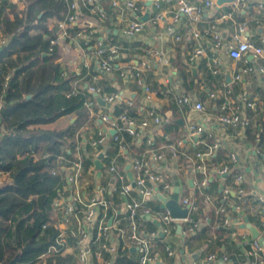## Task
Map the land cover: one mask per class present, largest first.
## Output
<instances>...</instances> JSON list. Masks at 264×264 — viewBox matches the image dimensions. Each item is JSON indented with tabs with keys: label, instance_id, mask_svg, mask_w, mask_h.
I'll list each match as a JSON object with an SVG mask.
<instances>
[{
	"label": "crops",
	"instance_id": "obj_1",
	"mask_svg": "<svg viewBox=\"0 0 264 264\" xmlns=\"http://www.w3.org/2000/svg\"><path fill=\"white\" fill-rule=\"evenodd\" d=\"M9 1L17 4L20 9L25 6L22 0ZM69 1H77L80 4L82 17L94 20L96 36H109L111 42L120 44L121 51L115 62V69L104 72L100 67V58L96 55L95 40L92 38L86 43L84 40L73 39L71 35L66 38V45L59 46L61 56L58 61L67 71H76L80 75L74 81V85H78L80 81L86 79L85 87L91 84L95 85L100 89L99 94L102 97L116 90L123 94L125 104L140 105L141 109L136 114L132 116H128L126 113L122 114L135 120L139 126V134L133 138L138 137L139 142L145 140L146 145L139 147L138 145L133 146V142L126 144L124 137L118 134L120 115L114 117V110L110 108V104L102 105L94 95V108L92 110L88 108V120L78 130L74 159L69 161L68 167H63L67 171L68 180L64 186L66 194L64 192L63 196L74 204L75 212L65 214L62 210L52 208L48 212V222L59 225L64 238L68 237L69 232L77 234L76 231H78L86 208H88L87 204L94 197L102 198L107 201V208H101L100 212L107 213V221L112 226L115 244L119 247V251L131 248L132 252L127 253L128 257L136 258L138 250L133 245L129 246L128 241L121 236L119 231V228H125L123 226L125 222L128 223L123 211L126 200L130 198L120 193L123 181L119 177V173L124 174L127 180L133 179L135 170L132 166V159L156 152L162 153L163 157L153 162V170L168 176L173 182V190L176 181L180 182V194L190 196L191 201L198 205V209L192 212V217L195 212L200 210L201 220L204 221L207 218L210 221L209 213L211 211L217 213V200L220 198L225 202V205L234 202L241 206L231 214L232 225L228 227V232L221 233L216 228L221 225L222 221L219 219L215 227L207 229L204 225L198 235L188 238L181 234L178 227L176 234H168L163 230L161 216L168 208L158 197V193L162 192L170 196L173 191L171 193L164 191L161 183L154 184L158 192L155 198L143 199L140 193L134 191L133 197L144 200V203L152 209V213H140L138 221L149 235L155 232L153 235L154 248L155 237L158 233L161 236L166 235V241L172 242L173 248L179 250L175 256L165 254L162 264H189L191 258H202L212 251L226 253L230 259L231 256H234V259H231L228 264H251L264 257V251L252 255L247 253L250 249L248 242L253 239L250 230L243 227L245 218L249 217V221L256 225L260 229L261 235L264 236V216L259 211L260 209L264 210V204L258 200L259 196H264V73L246 70L249 65L255 67L264 65V59L256 57L253 53H248L246 58L235 59L227 51V45L236 31L237 23L244 19L249 20L247 29L243 33L244 37L262 43L264 11L258 9L257 4L264 0H247V5L239 9L234 7L235 3L229 2L221 6L218 5L219 7L214 11L205 12L204 20L208 24L218 18L221 10H233L232 19L220 21L225 44L219 51L220 68L217 73L213 69V50L211 42L208 41L209 38H203L200 41L193 38L189 31L192 27L187 23L186 17H183L175 26V31L182 36V41H176L173 38L174 35L168 33L169 22L166 20L173 14L177 6L175 0H163L160 6L147 0L145 2L146 9L137 16L124 5L123 0L117 7L110 0H97L94 5L87 4L86 0H67L68 5ZM96 4L106 10L107 17L105 19L99 16L95 9ZM5 6V11L13 18L14 12L11 6L7 4ZM108 7H110V11L107 10ZM147 12L148 15H146ZM156 14H163L166 20L154 23L152 19ZM256 16L260 17V23L255 20ZM64 17L61 20L54 19L51 25L60 23ZM133 18L145 21L146 29L140 37L127 39L123 35V28ZM77 25L75 23V26ZM2 37H4V33L0 29V38ZM199 43H204L207 51L198 61L190 63L189 56ZM149 49L153 51L150 57L154 64L144 73L145 81L151 89V97L146 99L147 93L144 86L136 80L126 81L121 77L120 72L127 66L140 65L143 55L147 54ZM156 49L162 51L165 60L158 59L154 54ZM238 74L241 75L240 80L236 79ZM228 76L231 80H228ZM227 87L232 89L230 99L235 100L237 104H242L247 100L256 102L255 109H246L251 120L250 125L223 124L218 120V115L221 112L220 102L226 97L225 89ZM211 92H217L218 98H211ZM128 93H131L133 98L128 97ZM182 93L191 95L195 100L198 98L204 100L206 109L198 112L193 110L190 105H179L176 96ZM149 108L155 109L163 117L164 121L161 124L156 123L148 116ZM105 113H108L113 121L118 120V125L111 127V123L104 121L102 116ZM94 116L97 117V120L92 124L90 119ZM77 118L78 116H73L71 122H75ZM145 118L149 119V125L142 127L141 122ZM192 121L204 126L205 131L200 134H192L188 128ZM111 129L117 130L116 135L119 139H114L113 135L115 134L110 132ZM100 131L107 132L109 138L108 142L99 148L93 146L92 143ZM116 142L117 152H109L111 145ZM121 145H124L123 150L120 148ZM104 151H107L109 157H102L104 166L98 168L95 165V159ZM233 151L238 154L237 162L231 159ZM198 152L203 153V159L200 162L205 165L206 174L195 169L196 163L199 162L196 156ZM86 160H89L88 164ZM111 160L116 161L119 166L118 171L111 172L108 169ZM76 161H81L83 168L78 180L71 181L69 177L75 172L74 163ZM225 166H228L229 170L220 173V169ZM238 172L245 175V193L241 197L237 192L238 184L235 178ZM204 176L208 177L209 182L205 187L206 191L200 192L199 189L203 187L196 184V181ZM227 190L229 193L226 192ZM201 198V204L203 200L205 202L202 206L198 203ZM111 218L113 221L110 224ZM183 224L186 226L187 223ZM98 247L97 241H94L90 248L95 253ZM66 251L73 253L75 259L78 258L77 244L68 246ZM106 257H109L108 253H105L102 258L95 255V261L102 263Z\"/></svg>",
	"mask_w": 264,
	"mask_h": 264
},
{
	"label": "trees",
	"instance_id": "obj_2",
	"mask_svg": "<svg viewBox=\"0 0 264 264\" xmlns=\"http://www.w3.org/2000/svg\"><path fill=\"white\" fill-rule=\"evenodd\" d=\"M0 1V29L8 40L0 49V176H5L0 184V264L8 263L18 253L19 264H75L77 259L66 248L77 244L78 232H69L64 238L59 225L48 222L54 199L65 192L68 180L63 167L74 159L78 130L88 120L89 112L81 91L67 95L80 75L62 67L58 61L59 47L50 42L60 28V23L51 25L52 21L61 20L69 5L67 0H22L25 6L20 9L9 0ZM5 4L11 6L13 18L5 11ZM78 29L74 26L70 31L74 34ZM8 75L9 83L5 86ZM85 85L86 79L78 84L84 90ZM140 109V105L122 101L113 108V116H132ZM73 116H78L75 122H71ZM96 120L94 116L90 122ZM127 126L125 120H120L118 134L125 143L145 146L146 141L134 139ZM117 150L116 142L109 152ZM201 202L202 198L198 203L205 204L204 200ZM222 206L227 207L230 215L237 210L236 203L225 205L220 198L217 207ZM200 213L198 210L193 217L200 218ZM209 214L210 221L202 220L207 229L215 227L220 219L221 225L216 228L221 233L228 232L223 223L225 212ZM123 226L128 228L129 223ZM165 236L157 233L156 251L164 253L172 245ZM128 252H132L129 247L119 251L115 264H136V258L128 257Z\"/></svg>",
	"mask_w": 264,
	"mask_h": 264
},
{
	"label": "built area",
	"instance_id": "obj_3",
	"mask_svg": "<svg viewBox=\"0 0 264 264\" xmlns=\"http://www.w3.org/2000/svg\"><path fill=\"white\" fill-rule=\"evenodd\" d=\"M114 6H119L122 0H110ZM147 0H123L124 5L130 9L135 15H139L143 13L146 9L145 2ZM155 5L160 6L163 0H150ZM172 1V0H167ZM177 2V6L174 9L173 14L166 20V17L163 14H156L152 19L154 23L159 22L161 20H166L169 22L167 30L168 33L174 35L173 38L176 41H182V36L176 33V23L179 22L183 17H186L187 23L191 25L192 29L189 30L190 34L193 38L197 40H202L203 38H209L208 41L212 44V64L214 65L215 73L219 72L220 61H219V51L224 46V39L222 37V28L220 21H225L233 18V10L231 11H223L219 12L218 18L210 21V23L206 24L204 20L205 12H211L217 9L218 3L217 0H175ZM87 4L94 5L97 3V0H86ZM234 7L239 9L240 7H245L247 5V0H235L233 1ZM257 8L264 11V2H260L257 4ZM99 16L103 19L107 17L106 10L96 4L95 7ZM82 8L77 1H69L68 11L65 14L64 19L60 22L59 34L58 36L52 38L50 40L52 46H60L66 45V38L68 36H73L72 38L80 41L84 40L88 43L92 38L95 40L96 47V55L100 58V67L104 72H110L113 70L115 62L117 61V57L120 54L121 46L118 43H113L110 40V37L107 35H102L100 37L96 36V29L94 20L86 19L82 17ZM217 20V21H216ZM255 20L260 23V17L256 16ZM212 22V23H211ZM77 23L79 29L72 34L70 31L71 27L75 26ZM249 24L248 19H244L241 22L237 23L236 31L234 32L231 41L227 45V51L229 55L235 59L246 58L248 53H253L256 57H260L264 59V38L262 39V43H257L253 41L251 38L244 37L243 33L247 29ZM146 29V22L140 20L138 18H133L129 21V23L123 28V35L125 38H138ZM7 38H0V49L2 46L7 43ZM207 51V47L204 43H199L192 51L189 56V62L194 63L200 59V57ZM150 54H153L151 49L148 50L147 54L143 55L140 65L138 66H127L122 69L120 72L121 77L125 78L126 81L136 80L140 85L144 86L146 91V99H149L151 89L150 86L146 83L144 78V73L147 69H150L154 61L151 59ZM154 54L158 57L159 60H165L164 55L160 49H156ZM247 71H258L260 73H264V65L261 66H252L249 65L246 68ZM10 79V75L6 77L5 86L8 85ZM237 80L241 79V75L238 74L236 76ZM82 92L85 95V105L90 110L94 108L95 100L94 93L100 92V89L95 85L91 84L86 87L84 90L78 85H74L72 90L67 93L70 96L74 92ZM226 97L220 102L221 112L218 115V120L223 124H233L238 125L242 124L244 126H248L251 124V120L249 114L246 109H255L256 102L253 100H247L242 104H237L235 100H231L230 97L232 95V89L227 87L225 89ZM219 94L217 92H211V98H218ZM107 103L110 104V108L113 109L116 104L124 101L123 94L119 91L111 92L104 96ZM176 101L179 105H190L195 111H203L206 109V105L204 100L202 99H193L191 95L182 93L176 96ZM3 106V100L0 101V110ZM148 116H150L156 123L161 124L164 119L161 115H159L155 109L149 108L147 111ZM102 119L108 123H111V127H115L118 125V120L113 121L112 117L105 113L102 116ZM119 120H125L127 123L128 131L133 135L139 134V126L135 123V120L129 118L126 114H121L118 118ZM2 117L0 114V125H1ZM149 119L145 118L141 122V126H148ZM188 128L192 134H200L205 131V127L196 122H190ZM1 130V128H0ZM1 133V131H0ZM114 139H119L118 135H113ZM109 136L107 132L100 131L98 137L93 141V146L101 147L104 146L108 142ZM217 145V144H214ZM121 150L124 149V145L120 146ZM103 150L101 149V152ZM199 162L196 163L195 169L199 171H203L206 174L205 165L201 159H203V153L198 152L196 154ZM264 156V152H263ZM103 157H109L107 151H104ZM162 153H148L140 157H135L132 159V166L135 170V175L133 179L127 180L125 175L119 173V177L123 181V185L120 189V193L125 197H130L125 202L124 207V217L128 220L129 226L128 228H119L120 234L123 238H125L129 246L133 245L138 250V254L136 257V264H159V262L163 261V257L165 254L169 256H175L179 253V250L174 249L172 246H167L165 248V252L156 251L154 248L153 235L148 234L146 229L143 228L139 221L138 217L140 213H152V209L150 206L144 203V200L137 199L133 197V192L136 191L143 196V199L150 197H157V189L155 188V183H161L163 186V190L166 192L173 191V182L163 173L155 172L153 170L152 164L154 161L162 159ZM231 159L234 162L238 161V154L233 151L231 153ZM75 172L72 176L69 177L71 181H77L80 172L82 171V162L76 161L74 163ZM108 169L111 172H115L119 170V166L117 165L115 160H111L108 164ZM229 170L228 166L220 169V173L227 172ZM0 176V184H1ZM236 182L238 184L237 192L240 194V197L245 193L244 182L245 175L243 173H236L235 175ZM208 177L204 176L199 178L196 181L200 187H206L208 184ZM153 182V184H152ZM102 191V189H100ZM229 193V190L226 191ZM210 197V196H209ZM260 203L264 204V196L261 195L258 197ZM179 203L182 206L190 205L189 214L185 218H175L171 215L169 209H167L161 216V221L163 222V230L168 234H173L175 228L182 225L181 234L184 237L192 238L198 235L203 226L204 222L201 219H194L191 215L193 211L198 209V205L191 201V197L184 194H179ZM88 208L85 211L83 216V221L78 228V241H77V249H78V258L75 264H115L119 257V247L115 244L113 239V232L111 230L112 226L108 224L107 221V213L100 212L101 208H107V201L104 199H100L98 197H94L91 199L89 204H87ZM241 206L236 203V209H239ZM52 208L57 210H62L65 214H70L75 212V206L72 204L68 198H65L63 195L58 196L54 199ZM218 211L225 212L226 215L224 217V225L227 227H231L232 225V217L229 214V210L226 206H222L218 209ZM260 214L264 216V210H260ZM119 221V220H118ZM183 223H187L185 227ZM97 241L99 247L93 253L91 251V244ZM250 249L248 250V254H258L264 251V243L259 239L252 240L248 242ZM105 253L109 254V257L104 258L102 263H97L95 261V255L99 258H102ZM231 262V259L226 253H218V252H209L207 255L202 258H191L189 264H228ZM251 264H264V257L259 258L253 261Z\"/></svg>",
	"mask_w": 264,
	"mask_h": 264
},
{
	"label": "water",
	"instance_id": "obj_4",
	"mask_svg": "<svg viewBox=\"0 0 264 264\" xmlns=\"http://www.w3.org/2000/svg\"><path fill=\"white\" fill-rule=\"evenodd\" d=\"M235 0H217V3L219 6L225 4V3H229V2H233ZM77 24V23H76ZM228 80H231L230 76H228ZM94 95L97 97L99 103H101L102 105H107L108 103L106 102V100L104 99V97H102L98 92H95ZM128 97L133 98V95L130 93L127 94ZM111 133L116 134L117 130L116 129H111L110 130ZM102 157H103V153H101L98 158L95 159V165L98 168H102L103 165V161H102ZM130 166V164L128 165V167ZM2 187V185H0V188ZM181 191V185L179 181H176L175 185H174V190L173 193L169 196V195H165L162 192L158 193V197L161 199V201L165 204V206L169 209V211L171 212V215L175 218H185L188 216L189 214V209H190V205H187L185 207L181 206L179 203V194ZM113 221V219L111 218L109 220V223L111 224ZM243 227L248 228L250 230L251 233V238L253 240L255 239H259L260 241H262L264 243V236L261 235V231L260 229L254 225L253 223H251L249 221V217L245 218V222L243 224ZM178 230L181 231L182 230V225L179 224L178 226ZM20 263V253H18L14 258H12L8 263L6 264H19ZM159 264H162L161 262H159Z\"/></svg>",
	"mask_w": 264,
	"mask_h": 264
},
{
	"label": "rangeland",
	"instance_id": "obj_5",
	"mask_svg": "<svg viewBox=\"0 0 264 264\" xmlns=\"http://www.w3.org/2000/svg\"><path fill=\"white\" fill-rule=\"evenodd\" d=\"M148 12H149V11H148ZM148 12L146 13V15H148V14H149ZM4 178H5V176H2V178H1V180H2V181H1V182H3V181H4Z\"/></svg>",
	"mask_w": 264,
	"mask_h": 264
}]
</instances>
